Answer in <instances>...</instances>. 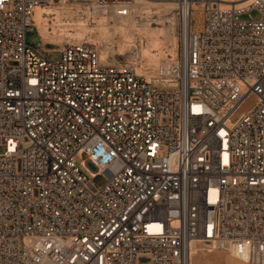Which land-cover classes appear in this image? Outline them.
Here are the masks:
<instances>
[{
	"label": "built area",
	"instance_id": "2783aa9c",
	"mask_svg": "<svg viewBox=\"0 0 264 264\" xmlns=\"http://www.w3.org/2000/svg\"><path fill=\"white\" fill-rule=\"evenodd\" d=\"M53 1L0 0V264H264V0H175L160 80L47 49ZM145 1L92 0L122 20Z\"/></svg>",
	"mask_w": 264,
	"mask_h": 264
},
{
	"label": "bare ground",
	"instance_id": "6f19581e",
	"mask_svg": "<svg viewBox=\"0 0 264 264\" xmlns=\"http://www.w3.org/2000/svg\"><path fill=\"white\" fill-rule=\"evenodd\" d=\"M91 1L92 0H86L85 2L88 3L84 5V7L75 8L71 7L68 4L69 0L59 1L58 4L60 6H55L54 4L56 3V0H54L50 3L49 6L38 8L34 15V21L40 40H42L47 46H53L57 49H61L64 47V42L68 41L67 44H71L73 41H78L80 43L88 33L96 29L99 33V36L96 38L90 37L88 41L91 43L88 42V44L96 46V48L100 52L101 58L105 59L109 57L110 52L112 53L111 50L109 52V49L107 47L113 45V41L111 39L113 34H119V37H122V41L119 43L120 56H126L128 53H131L134 50H132V48H137L139 51L140 47V52L138 53L139 55H141L140 61L137 60L136 57H132L130 63H133V65L129 64V62H127V64L132 65L139 73H145V75L148 77H150V75H153L151 77L156 80H160V72L162 67H164V59L165 57H167V54H169L173 59L176 58L178 41L173 29L174 18L168 17L169 19H167V23L170 24L169 28L164 27V21L161 22L160 20L162 18L159 19V23L163 27L152 28L151 19L149 18L154 14V12H156L154 10L161 11L160 7L164 8V11H162L165 14H170L171 10L176 4L166 3L158 7L157 5L151 3L152 1L137 2L135 11L138 13V16H145L148 19V22L146 21L147 23L140 24L139 27H133L135 28V30L133 31H136V34L139 35L138 41H136V39H134L136 38V36L133 38V34L130 32L131 30H128L126 25L124 24H122L124 26L115 28L113 34L110 33V30L108 29V20L110 18L109 16H112L114 18L116 17L113 14L98 11L91 4ZM220 1L223 3L231 2V0ZM199 9V6H194L193 8V16L196 20L201 19ZM74 12L75 14L79 13L78 15H80L81 13L85 15V17L87 16L88 19L91 16L95 17V15H98L99 20L97 21L95 29H89L87 21H82L80 19H78L77 21H73L72 19H70ZM116 19L122 23L128 22L130 25L131 23L133 24V18L127 20L118 18ZM146 71H149V73H147ZM197 254L198 249L192 250V258Z\"/></svg>",
	"mask_w": 264,
	"mask_h": 264
},
{
	"label": "rangeland",
	"instance_id": "374dc122",
	"mask_svg": "<svg viewBox=\"0 0 264 264\" xmlns=\"http://www.w3.org/2000/svg\"><path fill=\"white\" fill-rule=\"evenodd\" d=\"M59 1H61V0H56V3L54 5L55 6H60L58 4ZM85 1L86 0H69L68 4L71 7H75V8H77V7H84V5H86L88 3V2H85ZM151 3H153L154 5H157L158 7H160L161 5H164L166 3H175L176 4V1H173V0H167V1L166 0L165 1L164 0H153ZM91 4L93 5V2L92 1H91ZM162 8L163 7H160V10L161 11L154 10L156 12H154V14L149 19H151L152 28H162L163 27L159 23V19L160 18H162V19H160L161 22L164 21V23H163L164 27L169 28L170 27V24L167 23V19L174 18L173 19L174 20V22H173L174 23L173 29H174V34H176L175 36H176L177 41H178V47L176 49V56H177L179 54V51H180V42H181V39H180V26H179V22H178V19H177V12H176L177 11V5L174 6V8L171 10L170 14L169 13L168 14H165L163 12L164 11V8L163 9ZM199 11H201V7H200ZM199 11H198V13H199ZM78 14H75V12H74V14L70 17V19H72L73 21H77L78 19H80L82 21H87L88 22L87 23L88 28L91 29V30H93V28L95 29V27L97 25V21L99 20L98 15H95V17L94 16H91L88 19L87 16L85 17V15H83L81 13H80V15H78ZM109 17L110 18L108 20V29L110 30V33L113 34L115 28H119L121 26L126 25L127 29L128 30H131L130 32L133 34V38L136 36V38H134V39H136V41H138L139 35L136 34V31L135 32L133 31V30H135V28H133V27H135V26L136 27L137 26L139 27L140 24H145V23L148 22V19L145 16H142V17L141 16H137V17L133 18L132 19L133 24L131 23V25L128 22H126V23L125 22L124 23L119 22V20H117L116 18H114L112 16H109ZM251 18L252 19H255V20H258L259 19V15L257 14V12L253 11L250 14L243 16L241 18V20L248 21ZM118 23L121 24V25H119ZM122 24H124V25H122ZM98 36H99V33L95 29L92 32L88 33L87 36L84 37V39L80 43L78 41H73L71 44L88 43L89 42L88 39L90 37L96 38ZM111 39L113 41L112 42L113 45L108 46L107 48L109 49V52L111 50L113 54L110 52L109 53V58H114L116 61H120V62H123V63L129 62V64H132V65H133V63H130L132 57L133 58L136 57V59L140 61V58H141L140 56L141 55L138 54L140 52L139 44H138L139 51H138L137 48H132V50L133 49L134 50L131 53H128L126 56H120L119 55V43L122 41V37L121 36L119 37V34H116V35L113 34V36H112ZM27 41H28L29 44L35 45L36 43L39 42V38L37 37L36 34H32V35H29L28 36V40ZM67 43H68V41L64 42L63 43L64 46ZM89 43H91V42H89ZM47 49H49V50H57V48L56 47H53V46H47ZM59 57H60L59 54H54L52 56V58H54V59L55 58H59ZM170 59H171V56L169 54H167V57H165L164 61L166 62V61H168ZM147 73H149V71ZM150 76H153V75H150ZM104 182H105V180L102 177H99V178H97L95 180V183L96 184H103ZM192 264H244V263H242V262L236 260L235 258H233V257H231V256H229V255H227V254H225L223 252H220V251H215V250L209 251V250H206V249L198 248V254L195 255V256H193V258H192Z\"/></svg>",
	"mask_w": 264,
	"mask_h": 264
}]
</instances>
